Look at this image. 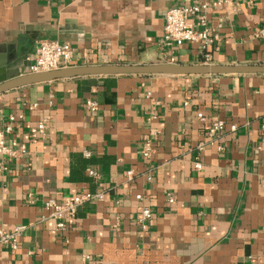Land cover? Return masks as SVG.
I'll list each match as a JSON object with an SVG mask.
<instances>
[{
    "label": "crops",
    "instance_id": "obj_1",
    "mask_svg": "<svg viewBox=\"0 0 264 264\" xmlns=\"http://www.w3.org/2000/svg\"><path fill=\"white\" fill-rule=\"evenodd\" d=\"M196 1L0 0V63L28 73L44 39L70 44L75 65L204 63L198 44L163 42L167 11ZM209 2V62L264 64V0ZM11 116L0 228L26 229L0 264H264V74L58 79L0 93V127ZM82 192L105 197L58 230L45 200Z\"/></svg>",
    "mask_w": 264,
    "mask_h": 264
},
{
    "label": "built area",
    "instance_id": "obj_2",
    "mask_svg": "<svg viewBox=\"0 0 264 264\" xmlns=\"http://www.w3.org/2000/svg\"><path fill=\"white\" fill-rule=\"evenodd\" d=\"M218 5H228L232 0H214ZM210 9L209 0H197L194 3L176 6L170 8L166 13L163 42L168 48L182 46L186 43H194L200 46V51L205 59L204 63H210L214 52L220 50L221 40L218 34L213 33L208 26V12ZM75 66V50L68 44L57 40L44 39L38 43L33 56V61L29 67L28 73L51 71L64 67ZM88 106L95 110L98 104L95 101H88ZM198 117L205 119L203 113H199ZM15 116L10 117V122L0 127V167L5 168L9 158L16 155L7 142L8 136L13 131V122ZM264 128V127H263ZM226 129V123L223 120H216L210 125L206 131V135L210 139H215L221 131ZM45 123L40 124L39 131L44 132ZM230 130H237L236 125H230ZM207 144L200 141L197 144V150L201 153ZM145 158H151L152 148L146 146L142 150ZM86 155H90L86 151ZM195 167L202 169V163L197 161ZM91 175H96L95 171L89 170ZM127 175L131 178L133 171H128ZM104 193L82 192L76 196L70 197L63 201L55 198L45 200V208L49 212V217L55 220L56 228L63 230L67 222L76 218L78 207L84 203L103 199ZM142 199L141 195L137 196ZM32 201V200H31ZM170 203L174 202V198H169ZM152 217V210L145 207L142 210L140 222H145ZM25 225H16L12 229L6 230L0 228V246L9 245L16 249L19 244Z\"/></svg>",
    "mask_w": 264,
    "mask_h": 264
},
{
    "label": "water",
    "instance_id": "obj_3",
    "mask_svg": "<svg viewBox=\"0 0 264 264\" xmlns=\"http://www.w3.org/2000/svg\"><path fill=\"white\" fill-rule=\"evenodd\" d=\"M6 63H0V93L5 91L50 82L58 79H69L87 75H226V74H264V64H227V63H171L151 64H104L75 65L61 69L25 73L9 78Z\"/></svg>",
    "mask_w": 264,
    "mask_h": 264
}]
</instances>
